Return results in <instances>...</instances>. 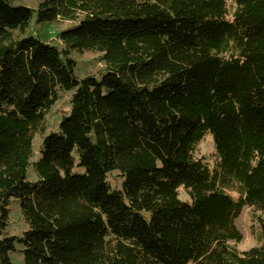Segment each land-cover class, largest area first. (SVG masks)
<instances>
[{
    "label": "trees",
    "instance_id": "1",
    "mask_svg": "<svg viewBox=\"0 0 264 264\" xmlns=\"http://www.w3.org/2000/svg\"><path fill=\"white\" fill-rule=\"evenodd\" d=\"M16 1L0 0V264H264V0ZM33 15L69 24L59 45L24 36ZM86 52L102 67L81 78ZM12 199L26 231L2 236ZM243 207L260 231L238 252Z\"/></svg>",
    "mask_w": 264,
    "mask_h": 264
},
{
    "label": "rangeland",
    "instance_id": "2",
    "mask_svg": "<svg viewBox=\"0 0 264 264\" xmlns=\"http://www.w3.org/2000/svg\"><path fill=\"white\" fill-rule=\"evenodd\" d=\"M16 5H24L29 7L35 6L34 0H18L15 2ZM67 23H44V24H36L35 23V15H33L32 20L26 29L24 36H35L38 37L42 42L45 43H53L59 45L56 41V34L63 28H65ZM101 54L97 52H86L82 55H78L76 53H72L73 59L76 61L75 74L78 77H85L89 75H97L100 71L102 64L99 61V57ZM70 97L69 92H64L60 95V99L57 100L47 112L45 119L47 122V130L46 134L50 131L57 132L58 131V123L61 119V116L68 113L70 106L68 105V100ZM44 134V135H46ZM43 136L34 135L32 139V160L36 161L40 157V147L42 143ZM195 155L199 158L205 160L209 165L212 166L214 162V148L213 142L210 134H206V136L199 143ZM74 159L76 161L77 157L74 154ZM82 171L81 168L73 166L72 172L80 173ZM117 172H113L109 177L110 187H118L121 188L122 178L116 176ZM27 179L29 181H35L36 175L33 171L32 166L28 169ZM179 198L183 201H189V198L185 191L180 188L179 189ZM11 213L7 217L8 226L3 231L2 236H21L26 231V225L23 221V217L19 211L18 204L15 199L11 200L10 203ZM234 224L238 231L241 234V241L239 243H235L231 241L229 244L234 246L238 252H243L251 247H254L258 244L257 242V232L259 234V220L257 215L252 214V210L250 207H243L239 216L234 220ZM17 250H21L22 248L19 245H15ZM9 258L12 264H23V255L22 253H10Z\"/></svg>",
    "mask_w": 264,
    "mask_h": 264
}]
</instances>
